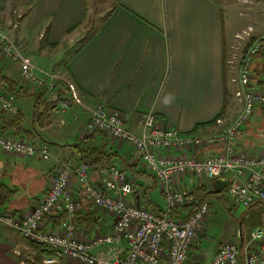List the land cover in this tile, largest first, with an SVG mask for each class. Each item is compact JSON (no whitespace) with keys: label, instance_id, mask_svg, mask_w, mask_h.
<instances>
[{"label":"crops","instance_id":"crops-1","mask_svg":"<svg viewBox=\"0 0 264 264\" xmlns=\"http://www.w3.org/2000/svg\"><path fill=\"white\" fill-rule=\"evenodd\" d=\"M100 1L105 2V6L97 11V0H0V19L4 18L9 27L1 26L8 31V38L39 70L55 73L63 81L72 83L81 100L80 105L57 107L40 127L32 123V97L17 99L24 116L22 130L31 131L35 145L47 147L50 159L42 161L0 154V189L3 191L0 197L6 200L2 209L27 211L43 199L49 175L59 165L83 161L82 152L102 148L110 157L108 163L127 169L139 190L150 184L148 178L141 176L148 173L131 147L104 134L87 131L88 110L99 104L124 116L126 128L136 135L140 134V128L135 116L141 112H154L163 126L182 134L205 135L220 128L214 122L218 115L226 126L241 108L234 96L237 85L232 79H237L243 53L232 58L234 37L247 27L253 30L252 40L263 36L264 20L249 13L253 0H236V4L233 0ZM237 6L247 13L237 10ZM15 10L20 16L14 30L11 24ZM240 16L247 19L241 20ZM62 42L67 44L55 54L54 50ZM42 52L47 53L44 58L39 56ZM49 56H55V64H51ZM231 60L232 66L228 64ZM0 67L4 75L32 91L20 80L15 63L0 60ZM263 72L261 56H255L252 74L257 87H264ZM13 117L0 113L1 135L19 137L9 126ZM210 122L194 131L196 126ZM234 146L238 152L251 157L264 152V109L254 113ZM91 179L105 186L106 179L95 168ZM181 181L189 191L203 185L211 206L197 234L198 245L191 247L187 264L209 261L229 240L243 246L248 232L242 231L239 216L228 210V179L185 176ZM73 191L83 204L80 214L86 213L85 207H89L97 218V226L90 233L77 226L82 238L111 230L112 217L83 201L81 189L75 183ZM220 193L224 196H219ZM163 196L157 185L151 199L159 209L165 206ZM258 208L264 209V206L260 204ZM219 210H226L232 217L229 224H237V227L232 225L233 234L220 232L216 215ZM62 214L46 216L43 227L59 228L66 220L62 219ZM50 254L47 248L26 241L18 232L0 224V264H19L24 259L35 264Z\"/></svg>","mask_w":264,"mask_h":264},{"label":"built area","instance_id":"built-area-1","mask_svg":"<svg viewBox=\"0 0 264 264\" xmlns=\"http://www.w3.org/2000/svg\"><path fill=\"white\" fill-rule=\"evenodd\" d=\"M249 35V31L235 35L233 53L238 43ZM252 41L241 57L237 79H232L237 85L234 96L241 108L226 126L221 118L216 119L215 125L220 128L214 132L182 134L163 126L150 111L136 114L140 134L135 135L126 128L124 116L108 111L104 105L88 110L87 131L104 134L131 147L141 167L164 194V208L155 211L142 204L140 190L127 169L114 163L102 162L93 166L79 161L59 165L49 175L43 199L27 211L0 208V224L51 252L35 264H59L62 261L69 264H187L191 247L198 245L197 234L201 232L211 206L207 199L197 210L185 212L192 209L195 198L192 191L182 186V177H204L207 180L226 177L228 208L232 212L247 209L254 203L264 206V152L251 157L238 152L234 146L254 113L264 109V87L254 84L252 74L255 56H261L264 68V34ZM232 58L235 59V53ZM0 59L15 63L20 80L33 92L44 95L49 104L62 108L81 104L72 83L35 67L16 49L1 26ZM232 63V60L228 61L230 66ZM19 112L15 99L0 92V113L15 116ZM0 154L42 161L50 159L46 146L1 134ZM94 168L106 179L105 186L91 179ZM74 183L80 187L83 201L112 217L111 230L82 238V231L74 219L82 211L83 204L74 196ZM56 213H64L65 222L59 228H44L45 217ZM30 262L24 259L19 264ZM198 264H264V228L252 229L243 246L237 241L224 242L209 261Z\"/></svg>","mask_w":264,"mask_h":264},{"label":"trees","instance_id":"trees-1","mask_svg":"<svg viewBox=\"0 0 264 264\" xmlns=\"http://www.w3.org/2000/svg\"><path fill=\"white\" fill-rule=\"evenodd\" d=\"M0 91L6 95L12 96L14 99L32 97L33 99V115H32L33 125L37 124L38 126L42 127V123L44 122V120H48V118L50 117V113L57 108L55 105L49 104L45 100L44 95L30 91L26 87H23L22 85H20L16 79L4 75L3 69L1 67H0ZM218 118H221V115H218L216 119ZM11 120H12L11 121L12 123L9 126L14 128L15 134L17 136L24 138L26 140H29V141L34 140V137L31 131L22 130V124L24 123V116L22 115V113L19 112ZM209 124H211V122L208 124H204L202 126H196L194 128V131L198 130L200 127H205L206 125H209ZM105 153L106 152H104V149L102 148L100 150H91V151L82 152L81 157H82V160L88 164L99 165L102 162H106V163L109 162L110 157L108 155H105ZM141 176L148 178L149 183H150L146 187L140 189L142 204L145 207L151 208L155 211L160 210L159 207L151 199V193L157 189V184L155 180L146 173L142 174ZM2 193L3 191L0 189V196L3 195ZM192 194L194 195L195 202L192 206V209L185 210V212L187 213H191L197 210L199 205L202 202L206 201L207 198H209V194L206 193L203 185H198L195 189H193ZM219 196L223 197L224 193H220ZM212 197L214 198L215 195H213ZM5 201L6 200L1 199L0 197V208L5 207L6 205ZM258 205H260V203H254L249 208L253 206H258ZM85 209H86V213L76 214L74 220H75L76 226H82L85 229L86 233H90L97 226V218L95 217L93 213L89 211V207H85ZM61 216L63 220L66 219L65 214H62ZM174 216H177V215L174 213Z\"/></svg>","mask_w":264,"mask_h":264},{"label":"rangeland","instance_id":"rangeland-1","mask_svg":"<svg viewBox=\"0 0 264 264\" xmlns=\"http://www.w3.org/2000/svg\"><path fill=\"white\" fill-rule=\"evenodd\" d=\"M232 1V0H231ZM94 2V0H93ZM236 0H233L232 3L233 4H236L235 3ZM105 6V2L103 3L102 1L100 0H97V11L99 10H102V8ZM240 8V9H238ZM234 9H236V7L234 6ZM237 10H241V12L243 14H246L247 11L243 8H241L240 6H237ZM228 14V12H226ZM249 13H253L254 16L256 15V17L263 19L264 20V0H256L255 3H254V0H253V5H252V9L251 11H249ZM20 16V13L17 12L16 10L13 12V15H12V24H11V29H16L17 25H18V17ZM228 15H226L227 17ZM236 18V17H235ZM241 20H244V19H247L246 16H240L239 17ZM237 18V19H239ZM1 24H3L5 27H9L8 25H6L5 21H4V18H1L0 19V26ZM2 27V26H1ZM3 29V27H2ZM4 30V29H3ZM243 31H249L250 33V37H247L245 38L243 41H241L240 43H238L237 45V50L235 51V54H242V53H245L247 52L248 48H249V45L250 43L252 42V28L251 27H247L246 29H244ZM243 31H241L240 33L238 34H241ZM4 32L6 33V35H8V31L6 32L4 30ZM14 43V42H13ZM67 43L65 42H62L59 46V48H57L56 50H54V53L56 54V52L58 51H61L62 47L64 45H66ZM236 44V43H235ZM14 46L16 47V49L18 51H21V53L24 55V57L26 56V54L24 53V51H22L21 48H19V46L17 44L14 43ZM236 46V45H235ZM45 54L47 53H44L42 52L39 56H42L44 58ZM48 56V55H47ZM242 57V55H241ZM26 58L30 61V59L26 56ZM48 60L51 62V64H55L56 62H53V60H55V56L54 57H47ZM1 60V59H0ZM38 61V58L35 60V62ZM31 62V61H30ZM55 68V67H54ZM1 92V91H0ZM2 93V92H1ZM4 94V93H3ZM15 103H17V99H15ZM136 135V134H135ZM17 157V156H16ZM21 158V157H20ZM28 159H32V158H28ZM229 204V202H228ZM227 204V205H228ZM229 209V208H228ZM250 210V211H249ZM231 212V210H229ZM234 214H236L237 216H239V221H241L242 223V231L244 233L249 232L256 228V227H261V228H264V209L263 208H258V206H253L249 209H242V208H239L237 209L235 212H233ZM232 213V214H233ZM242 213V214H241ZM241 214V215H240ZM217 218L219 219L220 223H217V226L220 230L221 233L225 232L226 233H231L233 234L234 233V227H232V225H236L237 227V224H229L230 221H233L232 220V217L229 215V213L226 211V210H219L217 211ZM236 216V217H237ZM233 231V232H232ZM202 237H204V235H202ZM201 237V238H202ZM199 239V238H198ZM220 239V237L218 238V240ZM202 240V239H201ZM229 241H236V240H229Z\"/></svg>","mask_w":264,"mask_h":264}]
</instances>
